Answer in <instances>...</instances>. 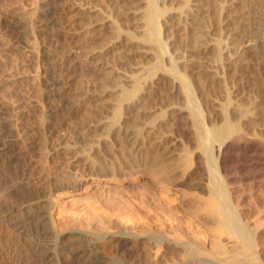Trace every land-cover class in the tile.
<instances>
[{"label":"bare ground","instance_id":"6f19581e","mask_svg":"<svg viewBox=\"0 0 264 264\" xmlns=\"http://www.w3.org/2000/svg\"><path fill=\"white\" fill-rule=\"evenodd\" d=\"M99 1L111 10L121 3L119 4L120 0H87V12L102 13L100 18L93 17L90 23H94L92 24L94 27L100 26L97 29L103 34L104 29L114 26L115 19H111L108 12L100 11ZM153 2L148 13L151 18L157 12ZM184 2L180 5L184 8L186 6V11L182 14L178 13L180 17L174 25L176 28L184 26V29V24L191 25V30L188 28V35L193 42L192 46L196 47L193 50L210 51L211 41L204 39L205 28L200 26L202 1L185 0ZM77 5L73 4L68 12L75 8L84 9ZM119 7L117 8L120 9ZM132 7L135 9L132 10ZM129 8L125 12L127 16L129 11L134 18L135 16L142 18L143 8L136 6ZM40 11L42 14L37 21L36 30L41 36L45 31L50 33L49 24L64 21L68 17L64 15L65 10L63 11L60 6V0H47ZM119 14L120 12L117 16ZM138 14L141 16L139 17ZM122 15L120 14L119 17L126 16ZM250 19H245L246 26L255 24L256 20ZM139 21H134L135 29L143 27L142 20L141 23ZM152 21L151 25L155 28L154 30L152 27L156 37L159 26L154 20ZM244 23L242 22L243 25ZM248 28L246 27V30ZM127 29L124 31L125 34L129 33ZM258 30H254V33H250L251 30L247 31L248 35L243 37L242 34L243 38L239 36L241 42L239 40L238 48L243 53H250L252 66L260 67L261 70V66L264 65V27L261 26V30L260 28ZM184 32L187 34V31ZM169 36H166V40ZM119 41L121 44H116L114 50L123 53L121 56L127 60L128 55L123 51L126 50L128 42L124 35ZM157 42V45L163 48L162 39L156 40ZM218 48L216 47L214 56L217 55V51L218 54L221 53ZM142 49L149 53L148 48L147 51L145 48ZM210 49L212 50V47ZM46 50V58L55 64L53 51ZM138 51L143 50L139 48ZM95 52L91 50L89 55ZM190 52L182 59L185 62L182 68L183 72L185 69L191 72H185L183 75L179 72L181 76L177 75L176 71L166 72L167 69H161L159 58L144 64L142 68L145 72L139 77L137 72L126 74L106 63L99 65V70L112 78L122 89L116 96L111 120H100L96 126L92 122L80 124L75 130L74 137L65 138L63 144L56 150L66 154L67 171L63 176L52 180V184L42 186L37 179L27 174H20L12 179L11 187L22 189L26 197L22 202L13 204L5 210L4 215L11 214L13 224L32 237L29 248H26L27 257L25 256L20 264L23 262V264H117L122 263L119 261L121 258L123 261L126 260L127 264H181L185 260L189 264L249 263L248 251L233 226L236 218L229 195L238 191L235 186L236 171L244 166L245 160L252 161L254 155L262 156L261 145L256 144V141L260 140L250 133L236 131L230 124L212 136L211 131L202 126L200 123L202 120L199 118V123L204 127L200 128L202 132L195 131L198 135H194L195 139L191 140L193 144L181 147L178 139L165 140L164 136L159 137L161 134L157 135L160 130H157L159 127L157 116L148 115V110L139 105L140 96L149 92L152 84L156 83L154 81L159 72L163 76L171 74L166 85L160 88V91L164 92L165 88L171 90L175 88L177 79L184 87L187 74L196 80L200 75L213 71L207 61L195 65L194 53ZM80 57H77L73 63L78 69L84 68L88 60L86 59L88 57ZM237 61L234 62L238 63ZM258 73L257 79L263 84L264 75L261 71ZM209 75V79H212ZM62 80L65 82V88L59 92L48 79L45 83L47 93L52 99L59 98L58 110L69 107L70 111H73L79 103L71 105L69 102L74 99L72 96L79 94L80 91L70 79ZM195 80L194 82L197 81ZM124 83L128 86L124 87ZM198 83L200 89L201 83ZM202 84L204 85V82ZM261 88L263 89L264 85ZM202 91L205 96L204 86ZM80 97L85 99L87 96ZM54 106L55 103L49 105L48 110H51V115L57 112ZM182 108L184 109V107L177 109L178 113L186 117L183 112L188 109ZM6 113V107L0 102V170L12 175L22 163L29 166L32 160L28 159L29 149L22 145L20 127ZM187 113L189 116L191 111ZM31 122L32 127H37L33 123L36 122L35 119ZM56 130L55 126L49 127L51 133ZM210 143L215 147L214 161L208 164L209 166H205V173L204 170L201 172L203 169L201 167L198 169L200 173L194 176L192 172L195 171L194 159L200 158L201 150L210 147ZM235 151L237 152L234 155ZM95 152L99 153V156H96ZM206 173L208 177H205ZM214 178L221 179L220 186L215 183ZM218 187L222 189L219 190ZM245 231L248 229L245 228ZM53 235L58 237L56 241L53 240ZM103 243L107 247L111 246L112 251L121 257L117 260L119 262L103 254ZM150 256H153V259Z\"/></svg>","mask_w":264,"mask_h":264},{"label":"rangeland","instance_id":"374dc122","mask_svg":"<svg viewBox=\"0 0 264 264\" xmlns=\"http://www.w3.org/2000/svg\"><path fill=\"white\" fill-rule=\"evenodd\" d=\"M46 1L0 0V102L7 109L6 115L20 127L22 145L29 149L28 159L32 160V164L29 166L22 163L13 171L12 175L0 170V264H20L19 262L27 255L26 248H29L32 239L30 235L23 233L18 226L13 224L11 214L4 215L5 210L13 204L22 202L26 197L22 189L11 187L13 177L27 174L37 179L42 186L52 184V180L63 176L67 171L66 154L56 150L63 144L65 138L74 137L75 130L80 124L92 122L96 126L100 120L110 121L112 118L116 96L122 89L116 85V82L114 83L112 78L107 77L99 70V65L106 63L126 74L137 72L139 77L145 72V69L142 68L145 66L144 64L159 58L161 69H167L166 72L176 71L175 73L178 72L179 76L185 72H191L188 69L183 72L182 68L185 63L182 59L195 47V45L192 46L193 42L188 35L191 25L184 24L186 30L184 26H177V28L175 26L180 17L179 14L186 11L185 0H152L157 8V10L155 8L157 12L154 13L153 18L148 14L150 13L151 0H120V7L117 6L120 9L112 8L114 11L103 5L102 2L100 4L99 1L100 11L108 12L111 19H115L114 26L104 29L103 34H101V30L97 29L100 26L94 27L92 26L94 23H90L93 17L94 19L100 18L102 13L99 11L87 12V0H60V6L63 11L65 10L64 15L68 17L64 21L49 24L51 34L45 31L42 37L36 29L37 21L42 14L40 8L46 4ZM200 1L203 6L200 11L202 17L200 26L205 28L204 39L211 41L209 44L212 50L215 48V51L212 53L210 47L208 52L193 50L192 53H194L195 65L207 61L213 71L207 72V76L200 75L199 77L202 76L201 80L198 77L200 81L198 79L196 81L190 74H187L184 87L181 85L182 82L179 83L177 79L176 89L173 88L175 89L173 91L171 88H165L164 92H161L160 88L166 85L171 74L163 76L159 72L154 81L156 83L152 84L149 92L140 96L139 105L148 110V115L157 116L159 127L163 124L160 128L158 127L157 130H160L157 135L160 133L159 137L163 138L164 136L165 140L168 138L178 139V144L181 147L193 144L191 140L195 139L194 135H198L195 134V131L202 132L200 128L207 127L213 136L228 124L236 131L250 133L262 141H256V144L261 145L262 156L254 155L252 161L245 160L244 166L236 171L235 186L238 191L229 195V200L233 205L236 218L233 226L248 251L250 260L248 264H264V100L262 99L264 98V94H262L264 88H261L264 82L262 81V84L261 80L257 79L258 72L261 71V74L264 75V65L261 66V70L260 67H257L258 71L256 66L253 67L254 65L251 64L252 55L243 53L238 48L241 38L248 35L250 30V33H254L259 31V28L261 30V26L264 27V0ZM181 2L185 3V8L180 5ZM73 4H78L84 9L75 8L70 13L68 11ZM131 6L143 8H140L142 13L139 12L142 16L138 14L142 18L137 16L134 18L129 11H127V16L126 9ZM133 8L135 9V7L131 9L133 10ZM119 12L126 15H122L125 19L120 18V14L117 16ZM247 16L249 19L253 17L251 19H253L252 21L256 20L254 22L256 25L251 23L254 26L251 24L246 26L244 22L245 19L249 20ZM133 20H142L143 27H139L141 30L135 29ZM152 20L159 26V33L156 37L154 36L156 32L153 31L155 28L151 25ZM93 27L97 30H94ZM246 27H249V30H246ZM126 29L129 31L128 35L125 34L126 32L124 33ZM184 31H187V34ZM122 34L128 42L126 43L128 48L125 47L126 50L123 51L128 55L127 60L121 56L123 53L114 50L116 44H121L119 39L123 36ZM129 36H133V38ZM166 36H169V39L166 40ZM161 39L164 50L157 45L158 42L156 43V40ZM141 47L148 48L146 51L149 53H146ZM216 47L221 50V55L218 54V51L216 53L220 57L214 56ZM222 47L224 49H221ZM139 48L143 51L139 52ZM150 48L151 51H149ZM45 50L53 51L55 64L48 61ZM91 50L96 51L94 56L89 55ZM165 50L168 53H165ZM77 57H88L84 68H75L73 63ZM236 60L238 63L234 62ZM208 75L212 79H209ZM212 76L215 78L213 79ZM65 78L70 79L80 91L79 94L72 96L74 99L69 102L71 105L79 103L73 111H70L69 107L66 108L67 110H58L59 98L57 100L50 98L45 85L49 79L53 82V87L60 92L65 88V82L62 80ZM198 82L201 84L204 82V85L200 84V89L203 90L204 86L205 96L199 89ZM123 86L127 87L128 85L124 83ZM82 95L87 97L82 99L80 97ZM54 103L56 106L54 108L58 113L51 115V110L48 109L49 105H54ZM181 107L188 109L183 112L186 117L178 113ZM123 112L125 113V111ZM187 112L192 115L188 116ZM187 117L189 119H186ZM34 119L36 122L33 123L37 127L31 126V121ZM50 126H55L57 130L53 133L49 132ZM180 141L184 143L180 144ZM212 144L210 143V147L201 150L200 158L194 159L195 166L193 165V168L195 171L192 170L194 176L200 173L198 169L201 167L203 168L201 172L204 170L205 173V166H209L214 161L216 153ZM240 151L239 149L238 152ZM95 155L99 156V153L95 152ZM205 177H208L207 173ZM214 180L220 186L221 179L214 178ZM220 188L219 190L222 189ZM245 228L248 231H245ZM53 236V240L56 241L58 237ZM103 245L104 251L102 252L105 256L115 262L122 261L123 264H127L126 260L123 261V258L118 257L112 251L111 246L107 247L104 243ZM152 257L150 256V258ZM120 258L121 260H119ZM181 264L189 263L185 260Z\"/></svg>","mask_w":264,"mask_h":264}]
</instances>
